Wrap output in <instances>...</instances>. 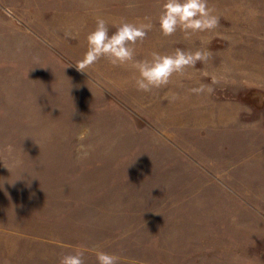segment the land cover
Returning a JSON list of instances; mask_svg holds the SVG:
<instances>
[{
	"label": "rangeland",
	"instance_id": "rangeland-1",
	"mask_svg": "<svg viewBox=\"0 0 264 264\" xmlns=\"http://www.w3.org/2000/svg\"><path fill=\"white\" fill-rule=\"evenodd\" d=\"M164 2L0 0V264H264V0H208L189 39ZM97 18L152 25L136 60L211 56L151 92L131 62L81 73Z\"/></svg>",
	"mask_w": 264,
	"mask_h": 264
},
{
	"label": "clouds",
	"instance_id": "clouds-1",
	"mask_svg": "<svg viewBox=\"0 0 264 264\" xmlns=\"http://www.w3.org/2000/svg\"><path fill=\"white\" fill-rule=\"evenodd\" d=\"M213 11L208 7V0H165L158 17L160 31L165 37L181 31L186 39L197 33L211 32L219 25V17L214 15ZM151 28V24L123 22L115 32L109 34L106 21L97 18L94 30L86 38L87 50L75 64L77 71L87 73V69L102 58L114 66L131 62L138 73L134 78L137 91L151 92L153 89L167 86L175 74L184 75L186 69L194 68L197 62L207 63L209 60L211 53L207 51L193 52L179 48L172 54L154 51L150 58L136 60L134 45L142 43ZM189 91L199 95L205 91L211 93L213 89L201 84ZM176 98L174 94L171 99ZM96 259L98 264H119L120 258L115 254L97 251ZM59 264H85L84 253L77 250L74 254L64 255L60 258Z\"/></svg>",
	"mask_w": 264,
	"mask_h": 264
}]
</instances>
